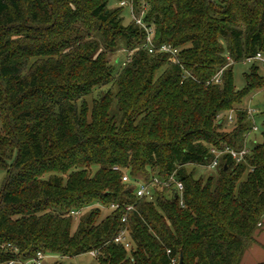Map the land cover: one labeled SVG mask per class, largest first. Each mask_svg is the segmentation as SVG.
<instances>
[{
  "label": "trees",
  "instance_id": "trees-1",
  "mask_svg": "<svg viewBox=\"0 0 264 264\" xmlns=\"http://www.w3.org/2000/svg\"><path fill=\"white\" fill-rule=\"evenodd\" d=\"M124 1L176 59L148 52ZM257 54L264 0H0V264L92 251L100 264H241L264 219V108L245 103L264 76L253 61L237 90L233 68ZM245 147L196 177L214 150ZM173 173L182 197L137 196ZM123 229L130 249L114 242Z\"/></svg>",
  "mask_w": 264,
  "mask_h": 264
},
{
  "label": "built area",
  "instance_id": "built-area-1",
  "mask_svg": "<svg viewBox=\"0 0 264 264\" xmlns=\"http://www.w3.org/2000/svg\"><path fill=\"white\" fill-rule=\"evenodd\" d=\"M121 6L123 7H129L130 12H131V17L132 20L135 21V23L139 26H141L145 32H146V39H145V44L144 47L148 50L149 53L155 54V53H163V54H168L172 56L173 58L176 59L177 54L179 53V50L177 48H174L172 45H167V44H162L157 46L154 42V35H155V30L152 26H148L144 23V15L145 12L142 10L139 15H137L134 12L133 5L130 1H124L121 3ZM250 61H258L264 63V56L262 54H257L256 57L253 59H250ZM175 62L178 63L176 60ZM221 75L222 72H220L217 76H215L212 80V82L208 83H221ZM249 114L251 117L255 114L254 109L249 110ZM229 124L233 122V116L228 117ZM258 132V128L256 125V122H253V127H252V134ZM249 142V140H248ZM249 148L245 147L242 151L236 152L232 149L226 148L224 151H216L214 150L213 152L216 154L215 158L212 160V162L206 167L207 169L211 171L217 170L219 164H220V156L222 154H229L237 163H240L244 161L245 156L249 154ZM115 170H118V168H114ZM130 180L129 176L126 174L123 177L124 182H128ZM154 185H158L161 187H166V188H171L174 191L175 196L182 197L183 191H184V186L182 182H180L177 177L176 173H173L166 181H160L157 177L153 179V182L150 184L144 183V182H139L138 183V188H137V196L139 198H148L149 200H153V194L151 187ZM181 205H183V202L181 201ZM115 206H112V209H115ZM132 207H128V211L131 210ZM81 212H74L73 214L78 216ZM123 222H126V217L123 218ZM114 242L116 244H123L127 249H130L131 245L128 239V232L127 229H123L118 236L115 238ZM93 257H97L98 253L96 251H92L89 253ZM51 257L47 254H44L43 252H38L37 255L27 261V262H22L20 264H45L46 260L50 259ZM176 261H173V264H175ZM9 264H15V262H10Z\"/></svg>",
  "mask_w": 264,
  "mask_h": 264
},
{
  "label": "rangeland",
  "instance_id": "rangeland-1",
  "mask_svg": "<svg viewBox=\"0 0 264 264\" xmlns=\"http://www.w3.org/2000/svg\"><path fill=\"white\" fill-rule=\"evenodd\" d=\"M214 1H227V0H214ZM118 6L115 2H111V8H115ZM125 18L127 21H130L131 16L128 10L124 11ZM123 53H120L122 55ZM253 61H246L242 63L235 64L233 68V74H234V85L237 90H241L245 87V74H248L250 72V69L253 65ZM257 66L260 69V74L264 76V63L258 62ZM249 101H251V107L256 109V111H261L262 108H264V91L256 92L250 97L245 99V103L248 104ZM262 107L261 109L259 107ZM256 125L258 128V132L253 133L251 135V140H255L256 142L262 141V117L259 116V118L256 119ZM196 177H208L209 175H217V170L211 171L207 168H196L195 169ZM7 174L5 170H0V193L2 191L4 182L6 180ZM76 226V224H75ZM264 233V229L261 231ZM261 244H256L255 246H251L248 249V252L244 256L241 264H261L262 261H264V246ZM45 264H100L98 262V259L96 257L91 256L89 253L82 254L79 256L74 257H67V258H61V257H53L48 260H46Z\"/></svg>",
  "mask_w": 264,
  "mask_h": 264
},
{
  "label": "crops",
  "instance_id": "crops-1",
  "mask_svg": "<svg viewBox=\"0 0 264 264\" xmlns=\"http://www.w3.org/2000/svg\"><path fill=\"white\" fill-rule=\"evenodd\" d=\"M262 229H264V219H263V226L261 227V229L258 231V233L256 234V241L258 244H261L260 241L262 242V246H264V233H262ZM256 245V244H255ZM254 245V246H255ZM248 252V251H247ZM261 263H264V261H262ZM260 264V263H259Z\"/></svg>",
  "mask_w": 264,
  "mask_h": 264
},
{
  "label": "water",
  "instance_id": "water-1",
  "mask_svg": "<svg viewBox=\"0 0 264 264\" xmlns=\"http://www.w3.org/2000/svg\"><path fill=\"white\" fill-rule=\"evenodd\" d=\"M182 262H183V257H182V255L180 256V260H179V264H182Z\"/></svg>",
  "mask_w": 264,
  "mask_h": 264
}]
</instances>
